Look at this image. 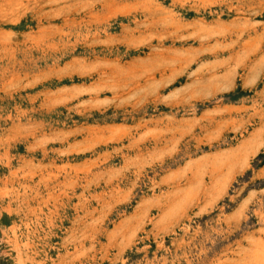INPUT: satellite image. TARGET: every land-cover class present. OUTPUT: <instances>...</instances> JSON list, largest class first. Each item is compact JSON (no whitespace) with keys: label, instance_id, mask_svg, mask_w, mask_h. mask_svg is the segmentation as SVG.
I'll list each match as a JSON object with an SVG mask.
<instances>
[{"label":"rangeland","instance_id":"obj_1","mask_svg":"<svg viewBox=\"0 0 264 264\" xmlns=\"http://www.w3.org/2000/svg\"><path fill=\"white\" fill-rule=\"evenodd\" d=\"M0 264H264V0H0Z\"/></svg>","mask_w":264,"mask_h":264}]
</instances>
